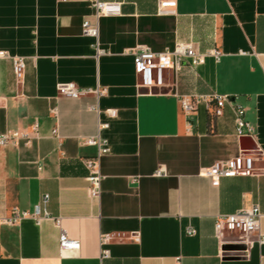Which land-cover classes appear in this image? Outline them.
<instances>
[{
	"label": "crops",
	"instance_id": "crops-1",
	"mask_svg": "<svg viewBox=\"0 0 264 264\" xmlns=\"http://www.w3.org/2000/svg\"><path fill=\"white\" fill-rule=\"evenodd\" d=\"M102 1L120 3V13L99 20L97 48L83 34L94 15L87 0H0V49L10 56L0 60V134L39 126L30 144L0 147V220L40 212L49 195L48 218L0 226V264H264L257 235L215 232L218 215L257 205L264 234V0H174L167 14L160 0ZM178 42L202 62L140 88L130 51ZM14 57L25 60L21 82ZM63 84L90 93L63 96ZM214 95L230 98L219 116ZM183 96L197 99L191 117ZM237 105L252 135L237 134ZM97 136L108 152L95 199L85 160L99 151L85 140ZM241 151L254 158V176L201 175ZM62 230L77 252L62 254Z\"/></svg>",
	"mask_w": 264,
	"mask_h": 264
},
{
	"label": "built area",
	"instance_id": "built-area-1",
	"mask_svg": "<svg viewBox=\"0 0 264 264\" xmlns=\"http://www.w3.org/2000/svg\"><path fill=\"white\" fill-rule=\"evenodd\" d=\"M94 9V15L84 20L83 34L99 40V20L102 17L117 16L120 13V3L104 2L102 0H87ZM176 2L174 0H160L158 12L167 14L173 12ZM131 54L134 57L135 71L138 76V85L142 89L150 90L155 86H161L165 82L167 72L179 74L185 65L195 68L202 62L203 55L195 49L192 43L178 42L173 51L155 53L150 48L139 46L132 49ZM98 55L103 53L98 49ZM211 54L219 58L220 51L213 50ZM8 52L0 49V60L9 58ZM14 73L19 82L23 80L25 73V60L22 57L13 58ZM59 93L71 98H80L90 93L89 90H80L74 84H63L59 86ZM99 95L103 91L98 92ZM216 101V116L222 114V108L225 104L230 103L227 96H212ZM181 107L187 117L193 116L197 108V99L192 96H183L181 98ZM236 114V131L239 136L252 135L253 128L245 120V108L240 105L234 107ZM106 127V125H103ZM39 126L35 123L31 128V133L22 131H7L0 134V147L9 145L18 146L22 142L25 145L31 143L32 139L38 136ZM56 133V131L54 132ZM85 144L96 146L99 154L96 158L85 160V165L89 170L88 192L91 198H99L101 194L102 175L100 172L99 157L101 154L108 152L107 141L100 136L88 138ZM201 175L210 178L213 182L218 183L223 178H234L239 176H254V158L248 152L241 151L237 156L215 163L209 168L202 170ZM49 202V195H44L40 212H18L14 211L10 216L0 220V226H15L25 218H34L41 221L48 218L49 213L46 205ZM261 212L259 206L255 205L247 210H239L232 214H220L215 220V232L217 236L225 234L238 235L247 239L252 235H257L260 244H264V234L261 233ZM56 224L61 228V220H56ZM62 229V228H61ZM193 234V231H189ZM111 240L109 234L101 236V246L108 244ZM60 249L63 255L75 253L80 249V242L70 238L62 230L60 235ZM104 258L109 256L107 250L102 252Z\"/></svg>",
	"mask_w": 264,
	"mask_h": 264
},
{
	"label": "rangeland",
	"instance_id": "rangeland-1",
	"mask_svg": "<svg viewBox=\"0 0 264 264\" xmlns=\"http://www.w3.org/2000/svg\"><path fill=\"white\" fill-rule=\"evenodd\" d=\"M165 80L167 81V74L165 75Z\"/></svg>",
	"mask_w": 264,
	"mask_h": 264
},
{
	"label": "water",
	"instance_id": "water-1",
	"mask_svg": "<svg viewBox=\"0 0 264 264\" xmlns=\"http://www.w3.org/2000/svg\"><path fill=\"white\" fill-rule=\"evenodd\" d=\"M228 249V248H227Z\"/></svg>",
	"mask_w": 264,
	"mask_h": 264
}]
</instances>
